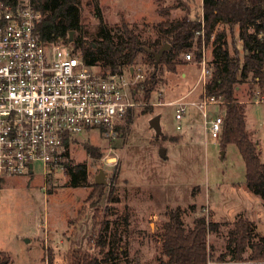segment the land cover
<instances>
[{
	"label": "rangeland",
	"instance_id": "rangeland-1",
	"mask_svg": "<svg viewBox=\"0 0 264 264\" xmlns=\"http://www.w3.org/2000/svg\"><path fill=\"white\" fill-rule=\"evenodd\" d=\"M184 1L192 19L202 17V0ZM78 7L82 29L74 31L73 40L82 36L89 43L100 39L101 26L116 36L122 21L143 40L154 41L160 22L176 21L185 14L177 0H79ZM227 33L230 48L233 42L243 58L239 28ZM67 46L74 50V41ZM203 49L201 61L193 52L191 61L186 60V54L181 56L175 72L160 66L150 99L142 92L143 105L117 135L104 137L92 130L73 142L71 160L87 165L86 185L69 186L68 175L46 182L40 164L35 165L33 176L0 181V253L7 255L10 264H48L50 259L53 264H71L74 254L104 259L109 250V264H159L165 259L163 225L169 211L177 208L184 210L187 228L193 227L199 216L220 224L217 233L208 234L209 264H217L216 259L227 251L229 233L240 216L255 222L257 232L264 236V199L247 186L246 165L238 147L230 144L222 149L220 140L205 131L202 112L196 107L187 106L183 119L177 121L176 108L170 105L185 96V102L195 99L189 93L202 74L201 62L205 60L210 69L212 61L213 45ZM144 57H139L135 68L142 69L146 77L151 67ZM94 66L110 72L101 63ZM257 92L259 87L250 80L239 86L236 97L246 107L247 130L264 162V101H256L260 99ZM214 108L218 112L223 109L210 107ZM157 115L163 131L159 139L149 125ZM88 147L97 149L98 154L89 155ZM161 149L166 150L165 159L160 156ZM100 169L107 173L102 190L94 182ZM103 220L110 223V248L97 244Z\"/></svg>",
	"mask_w": 264,
	"mask_h": 264
},
{
	"label": "trees",
	"instance_id": "trees-1",
	"mask_svg": "<svg viewBox=\"0 0 264 264\" xmlns=\"http://www.w3.org/2000/svg\"><path fill=\"white\" fill-rule=\"evenodd\" d=\"M185 12L176 21L166 20L158 24V36L154 41L143 40L125 21L121 22L117 35L111 29L100 27V39L89 43L82 36L74 38V50L81 51L90 66L102 64L111 73L129 71L135 68L138 59L144 55V62L151 67L142 82L145 99L158 84L157 73L160 66L168 72H175L182 63L181 56L194 53L201 61L204 45H213L212 61L209 64L211 77L206 85V94L221 99L224 124L219 138L222 149L234 144L246 165V183L257 196L264 199V162H262L256 144L246 125V107L236 97L239 86L252 80L264 96V0H202L201 18L192 19L191 9L184 0H177ZM38 10L44 18L39 26L43 40L70 43V33L81 31L79 18V0H35ZM239 28L243 58L237 46L230 48L227 31ZM117 37V41H115ZM233 37L232 39L235 41ZM168 45L159 63L156 54ZM134 112L127 118L128 124ZM76 142V140H74ZM91 156L98 150L87 148ZM67 175L69 186L80 187L88 183L86 164H71ZM3 178L0 177V181ZM102 190L104 186L96 185ZM117 202L118 199H111ZM184 210H170L168 221L163 225L162 255L159 264H209L212 257L208 245L209 232L217 233L219 223H212L204 216L195 218L194 225L187 228L184 222ZM101 232L97 244L109 247L107 220L100 222ZM112 250L105 253L104 259L90 255H73L71 264H109ZM248 254L245 258L244 254ZM264 264V236L257 232V225L250 219L240 216L229 233L227 251L216 259L217 264H241L244 262ZM0 264H10L5 253H0ZM48 264H53L48 260Z\"/></svg>",
	"mask_w": 264,
	"mask_h": 264
},
{
	"label": "built area",
	"instance_id": "built-area-1",
	"mask_svg": "<svg viewBox=\"0 0 264 264\" xmlns=\"http://www.w3.org/2000/svg\"><path fill=\"white\" fill-rule=\"evenodd\" d=\"M43 18L35 0H0L2 178L33 176L40 164L46 182L63 179L72 164L74 140L92 130L114 137L129 113L143 105L142 69L98 71L63 41L43 40L39 31ZM185 58L191 61L192 53ZM201 63L202 74L189 93L195 99L185 102V96L170 105L176 108L177 121L183 119L187 106L199 109L205 131L219 140L224 115L210 107L222 101L207 96L211 71L205 60ZM257 94L256 101H264L261 92Z\"/></svg>",
	"mask_w": 264,
	"mask_h": 264
},
{
	"label": "water",
	"instance_id": "water-1",
	"mask_svg": "<svg viewBox=\"0 0 264 264\" xmlns=\"http://www.w3.org/2000/svg\"><path fill=\"white\" fill-rule=\"evenodd\" d=\"M73 34L74 32L70 33V37H69V41L72 42L73 41ZM169 48L168 45H165L158 54H156L155 58H156V63L158 64L160 59L162 58L164 52ZM150 127L155 131L156 137L159 139L162 135H163V131H162V126H161V116L157 115L154 118H152L149 122ZM166 150L165 149H161L160 150V156L165 159L166 155H165ZM222 158H224V153H222ZM106 177H107V173L103 170L100 169L98 175L95 176L94 182L96 185H102L105 186L107 181H106Z\"/></svg>",
	"mask_w": 264,
	"mask_h": 264
},
{
	"label": "crops",
	"instance_id": "crops-1",
	"mask_svg": "<svg viewBox=\"0 0 264 264\" xmlns=\"http://www.w3.org/2000/svg\"><path fill=\"white\" fill-rule=\"evenodd\" d=\"M245 118H246V125H247V115H246V117H245ZM68 242H69V241H68ZM247 254H249V253H247Z\"/></svg>",
	"mask_w": 264,
	"mask_h": 264
}]
</instances>
